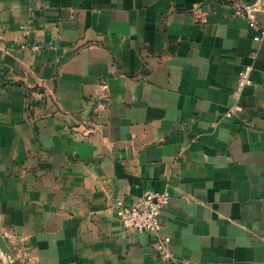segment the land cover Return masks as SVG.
<instances>
[{
  "label": "crops",
  "instance_id": "1",
  "mask_svg": "<svg viewBox=\"0 0 264 264\" xmlns=\"http://www.w3.org/2000/svg\"><path fill=\"white\" fill-rule=\"evenodd\" d=\"M242 1L264 21V0H0V235L16 264H264V42ZM146 190L170 194L167 256L115 214Z\"/></svg>",
  "mask_w": 264,
  "mask_h": 264
},
{
  "label": "built area",
  "instance_id": "2",
  "mask_svg": "<svg viewBox=\"0 0 264 264\" xmlns=\"http://www.w3.org/2000/svg\"><path fill=\"white\" fill-rule=\"evenodd\" d=\"M258 6L254 2L242 1L237 3L234 13L247 20L248 27L253 30L252 39L257 42H264V21L258 20L256 11ZM38 48L37 45L33 46ZM254 57V54L251 55ZM252 63L244 64L239 72L235 83V92L240 94L245 87L252 83ZM242 110L240 105L230 107L226 114L232 116ZM170 199L168 191L146 190L134 203L127 205L121 200H116L114 209L120 224L126 228L139 233H154L156 235V250L161 256L169 253L170 237L160 234L161 215ZM0 264H4L0 260Z\"/></svg>",
  "mask_w": 264,
  "mask_h": 264
},
{
  "label": "water",
  "instance_id": "3",
  "mask_svg": "<svg viewBox=\"0 0 264 264\" xmlns=\"http://www.w3.org/2000/svg\"><path fill=\"white\" fill-rule=\"evenodd\" d=\"M0 250L3 255L2 262L4 264H16V259L9 247L7 246L2 235H0Z\"/></svg>",
  "mask_w": 264,
  "mask_h": 264
}]
</instances>
